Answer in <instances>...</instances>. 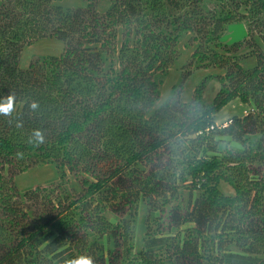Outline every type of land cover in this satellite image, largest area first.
Returning a JSON list of instances; mask_svg holds the SVG:
<instances>
[{
  "label": "trees",
  "instance_id": "obj_1",
  "mask_svg": "<svg viewBox=\"0 0 264 264\" xmlns=\"http://www.w3.org/2000/svg\"><path fill=\"white\" fill-rule=\"evenodd\" d=\"M107 1L0 0V264H264V0ZM241 22L249 39L220 43ZM52 38L60 55L21 67ZM186 38L188 68L220 73L159 106ZM232 101L251 112L206 132ZM45 165L56 185L8 177Z\"/></svg>",
  "mask_w": 264,
  "mask_h": 264
},
{
  "label": "rangeland",
  "instance_id": "obj_2",
  "mask_svg": "<svg viewBox=\"0 0 264 264\" xmlns=\"http://www.w3.org/2000/svg\"><path fill=\"white\" fill-rule=\"evenodd\" d=\"M91 1L97 2L99 7V12L103 13L110 6V3L107 0H59V2L64 7H85ZM227 34V32H226ZM225 34V35H226ZM254 35L257 37L259 32L254 31ZM249 39V37H248ZM63 45L56 39H47L41 41L33 46L27 47L22 55L21 67L27 68L31 59L36 56L44 55H54L58 56L63 52ZM182 57L178 62L171 67V69L164 75L161 80V97L157 105L167 104L173 102L177 99V96L180 94L182 102H190L194 96L197 87L203 82L205 78H208L210 75H215L220 73L218 70L214 69H189V65H195L197 62L193 58L194 45L192 42H189L186 38L181 46ZM248 45L242 46L237 52L240 54L249 53ZM252 63L244 62L242 65L244 67H249ZM186 69V70H185ZM191 70L190 76L187 80L184 79V72ZM224 72H222L223 74ZM220 85L215 81L208 84L207 90L204 93V99L207 103H211L214 93L219 91ZM247 112V114H245ZM251 112V109L240 101H232L229 103L222 111L216 115V122H223L232 119L234 116L243 117L248 115ZM14 179L17 188L20 192H24L31 188H36L37 186L50 187L56 185L59 180L58 172L53 165H45L40 167H33L27 172H24L19 175H9ZM223 191L226 194H233L234 191L228 185H223Z\"/></svg>",
  "mask_w": 264,
  "mask_h": 264
},
{
  "label": "water",
  "instance_id": "obj_3",
  "mask_svg": "<svg viewBox=\"0 0 264 264\" xmlns=\"http://www.w3.org/2000/svg\"><path fill=\"white\" fill-rule=\"evenodd\" d=\"M249 37L245 23L231 24L227 28V34L220 38V43L233 46L244 42Z\"/></svg>",
  "mask_w": 264,
  "mask_h": 264
},
{
  "label": "clouds",
  "instance_id": "obj_4",
  "mask_svg": "<svg viewBox=\"0 0 264 264\" xmlns=\"http://www.w3.org/2000/svg\"><path fill=\"white\" fill-rule=\"evenodd\" d=\"M15 101L14 97L9 96L5 103H0V114L8 115L14 110ZM35 107V105H33ZM38 137H40L39 133H36ZM43 142V138L40 137L39 143ZM68 264H93V258L90 256H78L70 261Z\"/></svg>",
  "mask_w": 264,
  "mask_h": 264
},
{
  "label": "built area",
  "instance_id": "obj_5",
  "mask_svg": "<svg viewBox=\"0 0 264 264\" xmlns=\"http://www.w3.org/2000/svg\"><path fill=\"white\" fill-rule=\"evenodd\" d=\"M245 114H247V112H245ZM232 124H233V119L223 121V122H216V123L212 124L206 132H214L217 130H224V129L229 128ZM199 134L202 135L203 133L200 132Z\"/></svg>",
  "mask_w": 264,
  "mask_h": 264
}]
</instances>
